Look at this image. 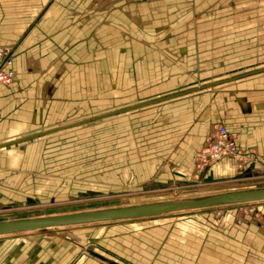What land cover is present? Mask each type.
<instances>
[{"label":"crops","instance_id":"crops-1","mask_svg":"<svg viewBox=\"0 0 264 264\" xmlns=\"http://www.w3.org/2000/svg\"><path fill=\"white\" fill-rule=\"evenodd\" d=\"M116 1V6L100 7L98 0H0V47L15 52L14 83L0 86V146L20 141L0 149V209L21 201L23 190L34 185L30 173L23 174L31 150L19 146L35 139H23L81 127L80 122L41 132L65 124L64 118L72 115L71 122L82 120L89 106H104L105 96L120 102V90L153 92L189 85L177 94L134 104V111L148 110L139 114L150 120L144 134L148 149H160L138 158L144 168L174 166L190 179L196 153L215 124L236 135L244 151L255 149L264 164V0H154L138 6ZM86 44L111 45L87 52ZM166 50H187V62L169 65L162 61ZM98 59L100 67L111 69L103 72L95 68L98 64L85 63ZM91 65L92 76L87 70ZM250 65L255 67L244 70ZM224 78L234 79L196 89ZM233 171V164L225 161L213 175L222 178ZM234 214L228 212L211 224L214 230L199 225L191 233L169 218L124 227L113 240L123 259L140 264H264V224H246L248 217L237 223ZM9 236L12 241L0 244V264H122L98 252H91L92 258L81 253L77 257L76 250L26 237L31 235L17 240ZM13 241L17 253L4 251Z\"/></svg>","mask_w":264,"mask_h":264},{"label":"rangeland","instance_id":"rangeland-1","mask_svg":"<svg viewBox=\"0 0 264 264\" xmlns=\"http://www.w3.org/2000/svg\"><path fill=\"white\" fill-rule=\"evenodd\" d=\"M98 1L100 2H98L100 7L116 6L118 2L116 0H108L107 4V0ZM125 1L131 6L154 2V0ZM114 2L116 3L114 4ZM233 8L234 6H232ZM248 8L243 7L245 11ZM178 24L187 25L184 22ZM88 36H86V41L89 39ZM103 45L86 44L85 50L87 52L103 51L107 50V47L111 44ZM70 48L72 49L73 47ZM166 51L162 55V61L166 60L169 65H181L187 60H185L186 55H183L187 53V50L180 54L173 50ZM67 52L69 51H65V53ZM100 62L101 59L85 61L86 64H98L95 68L102 69L103 72L111 69L110 66L106 67V65L100 67ZM92 65L87 69L90 70V76L94 74L95 69H93ZM252 67L255 66L250 65L244 70H250ZM129 68H124V73ZM87 74L88 72L86 71ZM231 79L234 78H224L207 86H198L196 89L205 90L218 87ZM185 88H189V85L173 84L162 89H155L156 91L153 92H151L152 90L145 91L138 88L130 92L120 90V102H115L111 99L112 97L105 96L104 106H89L88 109L84 110L83 113L85 114L81 117L79 116L82 120L71 122L74 119L72 115L73 119L71 116L64 118L63 121L66 120L65 124H54L48 130L41 132L47 133L48 131L59 130L69 124L74 123L76 125L80 122L81 124L83 123L81 127L79 126L70 131L62 130L48 138H37L25 144L21 143V146L19 144L18 146L24 151L31 150L29 162L26 167L24 166L26 172L24 171L23 174L30 173L29 176L34 185L28 189L29 191L23 190L24 195L21 201L17 200L15 203L5 206L6 208L0 209V222L65 216L66 214L136 207L137 205L195 201L196 199L210 198V196L223 195L225 193L264 189V164L258 161L255 149L252 150L253 153L249 156L248 165L242 170L232 160L224 159V161L210 166L203 172H192L190 179H188L183 176L182 172L178 173L174 166L160 169L141 166V162L138 160L139 157L160 150L158 147H151L149 150L146 145L147 140L144 134L147 133L146 130L150 127V120L148 117L146 119L144 115L140 116L139 114L147 109L122 113L113 118L108 117L109 119L107 118L106 120L98 119L108 113L113 114L120 112L124 108L136 107L137 103L148 102L147 100L151 98H163V95L177 94L186 90ZM216 125L218 124L214 126ZM212 128L209 131H212ZM13 150L15 149H11V151ZM37 155L39 158H37ZM32 159L35 162L34 168L31 167ZM225 161L232 163L236 171L222 178L214 176L215 168L217 171L220 164ZM263 205L264 203L260 202L240 203L172 213L147 220L80 224V226L55 227L49 229L48 232L41 230V232L36 231L22 235H31L26 237H36L39 241H44L52 247H67L73 252L76 250L77 257L85 254L92 258L90 253L98 252L105 256H111V258L121 261L122 264H140L139 262H132L127 257L123 259V254L117 250L119 246H116L113 240L114 237L118 238L121 236H114L113 234L130 225L139 224L146 226L163 220L167 221L169 218L168 221H171L173 225H181L191 231V233H194V228L199 225L214 230L210 225L212 224L213 226L215 222L221 221L219 219L228 212L235 213L237 223H239L240 219L247 221L245 217H248L250 221L246 222V224L249 223L251 225L259 222L264 224V221H260L261 207ZM202 222H205V224ZM173 230L175 232V228ZM22 235H13L18 236L14 240L21 239L24 237ZM8 237L10 236L0 237V244L5 245L7 241L13 240ZM4 239L6 240L4 241ZM13 242L6 249L4 248V251L11 253L15 250L14 252L17 253V244L15 241ZM135 260L137 259L135 258Z\"/></svg>","mask_w":264,"mask_h":264},{"label":"water","instance_id":"water-1","mask_svg":"<svg viewBox=\"0 0 264 264\" xmlns=\"http://www.w3.org/2000/svg\"><path fill=\"white\" fill-rule=\"evenodd\" d=\"M137 107L126 113L134 111ZM119 113V114H120ZM118 115V114H115ZM94 120V119H93ZM91 120V121H93ZM91 123V122H89ZM66 127L63 129H70ZM62 129V130H63ZM59 130L58 132H61ZM43 136V135H41ZM33 136L27 140L40 138ZM16 143L5 144L0 149ZM264 201V189L254 191H239L234 193H225L223 195L210 196V198L196 199L195 201H186L181 203L152 204L150 206L123 207L108 209L105 211L81 212L79 214H66L65 216H50L47 218L21 219L7 222H0V237L7 235L22 234L23 232H36L37 230L51 229L55 227H65L80 224H91L94 222L123 221L124 219L152 218L153 216L165 215L170 212H179L181 210L208 209L215 206H225L240 203H254ZM103 259V257H100ZM109 264H117L113 261Z\"/></svg>","mask_w":264,"mask_h":264},{"label":"built area","instance_id":"built-area-1","mask_svg":"<svg viewBox=\"0 0 264 264\" xmlns=\"http://www.w3.org/2000/svg\"><path fill=\"white\" fill-rule=\"evenodd\" d=\"M13 48L8 49L4 46L0 47V86H11L14 78L11 71L8 69L12 67L13 58L15 54ZM210 131L206 143L197 151L194 159L193 172H203L210 166L230 159L235 162L239 169L242 170L248 165L249 156L253 151H244L237 145L236 136L228 132L225 126L216 125Z\"/></svg>","mask_w":264,"mask_h":264},{"label":"bare ground","instance_id":"bare-ground-1","mask_svg":"<svg viewBox=\"0 0 264 264\" xmlns=\"http://www.w3.org/2000/svg\"><path fill=\"white\" fill-rule=\"evenodd\" d=\"M7 49L9 48V47H6ZM13 64V63H12ZM12 66V65H11ZM13 66L12 67H10L8 70L9 71H11L12 72V74H13V76H14V73H13ZM11 81H13V83H14V78L13 79H11ZM12 83V84H13ZM10 86V85H9ZM199 90H200V88H199ZM129 110V109H128ZM127 110V111H128ZM121 112H124V111H121ZM110 115H115V114H110ZM110 115H105V116H103V117H99V118H105L106 116H110ZM63 129V128H62ZM62 129H60V130H62ZM42 134H48V133H42ZM38 136H41V135H38ZM28 138V137H27ZM27 138H25V139H23L24 141H27ZM29 138H31V137H29ZM23 140H21V141H23ZM20 142V141H19ZM18 142V143H19ZM16 143V142H15ZM9 144H12V143H9ZM2 147V146H1ZM181 202H186V201H181ZM181 202H167V203H181ZM260 202H264V201H260ZM166 203V204H167ZM138 206H142V205H137L136 207H138ZM145 206H150V205H145ZM215 207H218V206H215ZM116 209V208H115ZM209 209V208H208ZM196 210H200V209H196ZM196 210H181V211H179V212H170V213H167V214H172V213H181V212H185V211H196ZM102 211H105V210H102ZM8 212H10V211H8ZM12 212V211H11ZM17 212V211H16ZM92 212H94V211H92ZM13 213V212H12ZM167 214H165V215H160V216H153V218L154 217H162V216H166ZM140 219H152V218H138V219H124L123 221H138V220H140ZM123 221H109V222H123ZM109 222H94V223H109ZM94 223H91V224H94ZM73 227L74 226H80V225H72ZM37 231H41V230H37ZM44 232H48L49 231V229H45V230H43ZM23 233H32V232H23ZM15 235V234H14ZM7 236H9V235H7ZM6 236V237H7Z\"/></svg>","mask_w":264,"mask_h":264}]
</instances>
